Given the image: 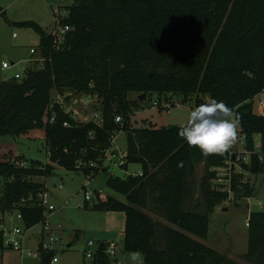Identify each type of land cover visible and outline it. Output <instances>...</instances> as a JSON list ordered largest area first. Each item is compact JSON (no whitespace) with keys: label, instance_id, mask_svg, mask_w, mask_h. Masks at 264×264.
Masks as SVG:
<instances>
[{"label":"trees","instance_id":"16d2710c","mask_svg":"<svg viewBox=\"0 0 264 264\" xmlns=\"http://www.w3.org/2000/svg\"><path fill=\"white\" fill-rule=\"evenodd\" d=\"M66 10L64 24L70 29L59 48L35 21L21 23L38 33L39 53L21 79L0 83V136L43 127L50 162L93 178L111 138L126 131L121 166L136 163L141 171L107 180L126 203L108 197L94 205L124 212L123 249L141 252L145 264H223L225 256L199 238L207 237L209 214L230 195L212 183L216 168L236 162V155L230 150L204 155L179 137V126L130 127L129 114L137 104L128 94L195 95L196 105L205 97L224 101L240 117L249 152L242 170L264 173V115L253 111L254 98L264 93V0H75ZM66 90L96 96L101 124L75 120L53 103L55 93ZM255 137L261 150L255 148ZM200 162L206 168L197 188L205 200L202 212L198 203L189 202L196 194L194 173ZM51 169L0 162V213L18 209L24 228L43 221L42 208L20 201L46 189L32 179ZM243 189L248 196L253 193L244 173H234L230 192L236 196ZM3 243L0 233V250ZM52 254H43L41 264H48ZM243 257L264 264V211L249 214ZM94 264H110V256L99 251Z\"/></svg>","mask_w":264,"mask_h":264},{"label":"rangeland","instance_id":"374dc122","mask_svg":"<svg viewBox=\"0 0 264 264\" xmlns=\"http://www.w3.org/2000/svg\"><path fill=\"white\" fill-rule=\"evenodd\" d=\"M74 2L75 0H60V3L56 0H0V6L5 10V13L0 12V83L14 78L15 73L23 76L32 56L33 60L38 57L39 50L36 54H32L30 49L38 48L39 35L32 27L21 23L32 20L48 33H52L55 29L54 14L60 13L65 16L66 7ZM2 62L13 63V66L2 68ZM166 96L153 92L147 94L146 99L139 101L137 94L130 92L128 98L137 104L132 106L129 114L130 127L180 126L185 121L187 111L196 105V97L190 95L184 99L180 95L166 94ZM165 97L172 102H179L169 108L153 106L154 101L164 103ZM80 106L85 110L82 105ZM263 107L264 93H260L254 98L253 111L262 114ZM241 137L238 128L236 142L230 149L231 153L236 155V159L243 155L244 145L239 141ZM126 149L127 132L120 131L115 135L114 143L106 153L102 169L90 179L79 169L70 170L50 162L43 127H35L17 137L0 136V162L16 161L27 167L52 166L49 174L36 176L32 180L44 185L49 193V202L55 208L53 211H45V222L49 223L56 237V241L52 242V249L57 251L53 254L58 264H91L93 260L84 255L88 240H93L95 243L115 242L116 254L110 257V264H131L129 257L134 252H126L123 249V236L120 235L125 227L124 212L94 207L98 201L106 200L108 197L127 202L125 195L107 185L110 177L125 178L141 171L140 165L136 163L123 168L120 165L121 160L118 159L119 154L115 158L112 156L113 151L125 153ZM237 166H239L238 162L235 165L236 169ZM219 171L223 176L227 173L224 167L219 168ZM205 173L204 162L197 163L194 173L196 194L192 200H189L191 206L198 203V210L201 212L205 210V200L197 188ZM244 176L249 180V188L253 193L248 196L243 189L241 194L235 196L231 193L229 200L218 203L214 211L209 214L207 237L199 238V241L225 256L226 260L223 264H257L244 259L243 254L247 251L248 245L249 214L264 211V173L254 175L244 172ZM3 183L4 179L0 177V187ZM59 184H62V188ZM85 191L91 193V199L88 201L85 200ZM224 207H227V210H224ZM149 214L154 219L167 224L163 218L153 213ZM5 225L9 228L23 227L15 214L13 220L7 221ZM43 226L44 223L39 222L27 229V237L34 238L36 245L42 241L50 242L51 231L43 232ZM170 226L176 227L172 224ZM4 249L8 251L5 254L4 264H21V260L23 264H41L42 253L38 256H29L22 255L9 247Z\"/></svg>","mask_w":264,"mask_h":264},{"label":"built area","instance_id":"2783aa9c","mask_svg":"<svg viewBox=\"0 0 264 264\" xmlns=\"http://www.w3.org/2000/svg\"><path fill=\"white\" fill-rule=\"evenodd\" d=\"M58 3H60V0H56ZM55 15V29L51 33L53 38H54V43L55 47L59 48L60 45L64 42L65 35L67 31H69V26L64 24V18L67 16V10H66V15L62 16L60 13ZM15 36V35H14ZM38 51V48H31L30 52L32 54H36ZM13 66V63L9 64L7 62H2V68H10ZM14 78L16 79H21L22 74L15 73ZM54 102L55 104H58L62 110L70 115L72 118L75 120L81 121V122H95L97 124H101L102 122V116H101V110L98 107L99 100L97 99L96 96L92 95H87L85 93H77L74 92L73 90H66L63 93L61 92H56L54 95ZM179 101L172 102L170 100H166L164 103H161L160 101H154L153 106L154 107H162V108H169L172 103H178ZM83 106L82 110L81 106ZM116 121H120L121 117L117 116L115 118ZM50 121H54L53 116L50 118ZM64 126H67L68 123L64 122ZM114 137L111 138V144L114 143ZM240 143L244 145V150H243V155L240 158L236 159V162H228V164L224 167L227 169L226 175H222V173L219 171V168H216L217 171V179L215 180L217 189L223 190V191H228L230 194V185L231 181L233 178L234 173H244L241 167V161L245 162L246 164L249 163V152L245 150V140L244 137L242 136L239 139ZM112 147V146H111ZM255 148L256 150H261V142L259 140V137H255ZM109 151V150H107ZM106 151V153H107ZM119 154L118 159L121 160L120 165L124 162V157L126 155L125 153H120V151H113L112 156L115 158ZM239 163V166H237V169L235 167L236 163ZM90 166H93V164H90ZM223 168V167H221ZM88 178L91 179L92 173H90ZM244 180H241V182ZM220 182V183H218ZM226 186V187H225ZM240 186V183L238 184ZM59 187L62 188V184H59ZM91 199V193L89 191H85V200L88 201ZM230 199V195L228 197V200ZM29 202L31 205H37L38 207L43 209L44 212V219L43 222V232L46 231H51V227L49 226L48 222H45L46 216H45V211H53L55 208L52 204L49 202V193L47 192L46 189L40 191L37 193V196L35 199L32 196H28L27 198H23L20 201V204ZM14 214L16 215V219H19L21 221V213L18 209L10 211V212H5V213H0V233L3 235L4 239V246L12 248L14 250L19 251L22 255H29V256H38L39 253L45 254L47 252H52V253H57V251L52 249V242L56 241L55 234L51 231V235L49 237L50 242L45 243V242H40L38 245L35 244L34 238L32 237H27L26 232L27 229L30 228H22L16 226L13 228H9L5 225L7 221H12ZM33 227V226H32ZM31 227V228H32ZM105 249L102 250L100 249V243H95L93 240H88L87 241V248L85 250V257L92 259V263L94 264L95 257L99 251L105 252L108 256L113 257L116 254V249L117 245L115 242L110 241L108 243H104ZM53 256L49 259L48 264H58V261L56 260L55 256Z\"/></svg>","mask_w":264,"mask_h":264},{"label":"clouds","instance_id":"9594fccd","mask_svg":"<svg viewBox=\"0 0 264 264\" xmlns=\"http://www.w3.org/2000/svg\"><path fill=\"white\" fill-rule=\"evenodd\" d=\"M240 117L224 102L212 97L194 105L187 111L178 135L189 146L198 148L204 155H224L235 144ZM131 264H145L141 252L129 257Z\"/></svg>","mask_w":264,"mask_h":264},{"label":"water","instance_id":"95a60500","mask_svg":"<svg viewBox=\"0 0 264 264\" xmlns=\"http://www.w3.org/2000/svg\"><path fill=\"white\" fill-rule=\"evenodd\" d=\"M2 11H3V7L0 6V12H2ZM145 98H146V94H145V93H142V94H140V95L137 96V99H138L139 101H142V100H144ZM262 114L264 115V107H263V113H262ZM174 127H175V125H170V126L168 127V129H169V130H172ZM224 210H227V207H224ZM100 249H102V250L105 249L104 242H100Z\"/></svg>","mask_w":264,"mask_h":264},{"label":"crops","instance_id":"0c3cea01","mask_svg":"<svg viewBox=\"0 0 264 264\" xmlns=\"http://www.w3.org/2000/svg\"><path fill=\"white\" fill-rule=\"evenodd\" d=\"M3 11H4V13H5V10L3 9ZM2 11V12H3ZM37 23V22H36ZM42 28V27H41ZM43 29V28H42ZM44 30V29H43ZM44 31H46V30H44ZM47 32V31H46ZM39 42V41H38ZM31 60H33V56H32V58L29 60V62L31 61ZM2 67V66H1ZM138 173H140V171L138 172ZM55 223H57V221H55ZM169 225V224H168ZM124 231V230H123ZM123 231L120 233V235L121 236H123ZM8 251H7V249H1L0 250V264H4L5 263V254L7 253ZM24 262H23V260H21V264H23Z\"/></svg>","mask_w":264,"mask_h":264}]
</instances>
